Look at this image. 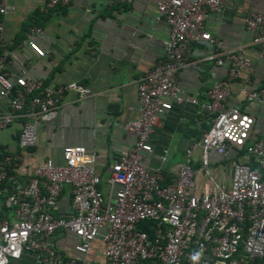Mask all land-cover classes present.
Instances as JSON below:
<instances>
[{"label":"built area","instance_id":"obj_1","mask_svg":"<svg viewBox=\"0 0 264 264\" xmlns=\"http://www.w3.org/2000/svg\"><path fill=\"white\" fill-rule=\"evenodd\" d=\"M11 1L0 0V17L13 11ZM69 1L44 0L41 10ZM131 1L108 0L121 5ZM228 2L156 3V18L168 26L167 38L160 41L162 56L137 79L138 116L134 122L122 123L132 141L107 165L81 145L64 146L60 162L22 161L20 150L35 143L37 120L56 109L65 94L82 98L90 91L76 81L49 85L43 78L28 77L24 70L10 76L4 69L6 43L0 20V101L7 107L0 111V130L18 122L16 149L0 148V195L12 217H0V264L22 252L32 253L40 264H88L85 255L96 238L102 264H264V137L254 136L249 112L227 102L231 84L248 59L240 48L204 56L224 64L226 74L207 88L203 104L186 94L176 78L191 42L213 45L203 21ZM244 28L264 58V6L246 14ZM39 33L40 28L31 25L24 36L27 47L37 57H45L47 52L32 39ZM238 95L246 103L264 107V87H254L249 75L240 82ZM179 104L199 106L209 123L186 148L187 159L164 181L161 168H147L142 158L151 151L149 137L159 117ZM196 147L197 167L192 161ZM159 158L166 161L165 150ZM215 163L221 172L229 166L228 182L216 178ZM63 191L69 196L64 210ZM56 230L77 238L73 255H63L54 247L51 237Z\"/></svg>","mask_w":264,"mask_h":264},{"label":"crops","instance_id":"obj_2","mask_svg":"<svg viewBox=\"0 0 264 264\" xmlns=\"http://www.w3.org/2000/svg\"><path fill=\"white\" fill-rule=\"evenodd\" d=\"M159 1L132 0L121 5L110 4L108 0H70L67 5L46 12L41 10L44 0L11 1L13 11L0 17L6 43L5 71L14 76L24 70L28 77L43 78L53 86L76 81L90 91L82 98L74 93L65 94L56 109L37 120L35 143L20 150L25 164L45 158L60 162L64 146L81 145L96 152L107 165L127 148L133 137L122 128V123L134 122L138 116L136 81L162 56L160 41L168 36L167 24L156 18L155 6ZM263 6L264 0H229L221 12H209L203 25L213 45L209 48L191 42L186 63L176 73L181 89L203 104L207 88L226 74L224 64L217 65L203 57L227 48H240L248 64L233 80L227 102L253 116L254 136L260 138L264 137V107L241 100L238 86L249 75L254 87H264V58H260L258 47L250 43L244 28L246 14L262 10ZM31 25L40 28L32 39L47 52L45 57H37L27 47L24 31ZM6 110L5 102L0 101V111ZM208 117L197 105L173 106L159 117L149 137L151 151L143 155L142 163L150 169L161 168L163 180L167 181L187 159L185 150L189 144L196 142L207 128ZM17 132L18 122L0 130V148L16 149ZM163 150L166 161L161 162ZM198 154L196 147L192 151L196 167ZM216 166L217 163L213 168L216 178L228 182L229 166L224 165L223 172ZM98 168H102L100 164ZM2 200L0 195V217L10 220L11 212ZM68 201V193L63 191L60 197L63 210ZM76 240L65 230H56L51 237L54 247L63 255L74 254ZM85 260L88 264H102L98 238L92 241ZM8 264L40 263L32 253L22 252Z\"/></svg>","mask_w":264,"mask_h":264},{"label":"rangeland","instance_id":"obj_3","mask_svg":"<svg viewBox=\"0 0 264 264\" xmlns=\"http://www.w3.org/2000/svg\"><path fill=\"white\" fill-rule=\"evenodd\" d=\"M217 167V166H216ZM218 170V169H217ZM212 171V170H211ZM198 176H199V174H198ZM102 188H104L105 189V187L102 185Z\"/></svg>","mask_w":264,"mask_h":264},{"label":"trees","instance_id":"obj_4","mask_svg":"<svg viewBox=\"0 0 264 264\" xmlns=\"http://www.w3.org/2000/svg\"><path fill=\"white\" fill-rule=\"evenodd\" d=\"M0 52H1V49H0Z\"/></svg>","mask_w":264,"mask_h":264}]
</instances>
